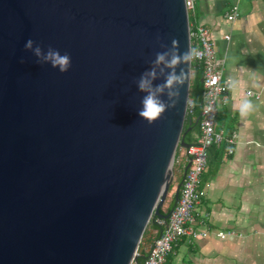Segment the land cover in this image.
Listing matches in <instances>:
<instances>
[{"label": "water", "instance_id": "obj_1", "mask_svg": "<svg viewBox=\"0 0 264 264\" xmlns=\"http://www.w3.org/2000/svg\"><path fill=\"white\" fill-rule=\"evenodd\" d=\"M189 49L184 0H0V264H130L190 147ZM149 93L167 106L152 124Z\"/></svg>", "mask_w": 264, "mask_h": 264}, {"label": "crops", "instance_id": "obj_2", "mask_svg": "<svg viewBox=\"0 0 264 264\" xmlns=\"http://www.w3.org/2000/svg\"><path fill=\"white\" fill-rule=\"evenodd\" d=\"M231 5L232 0H197L188 15L191 27L210 31L224 78L233 85L217 107L215 128L236 139L231 155L225 145L216 147L222 150L219 166L211 172L208 163L201 176L203 197L192 228L207 235L177 240L167 264H264V0H240L239 16L228 21ZM242 100L254 106L245 116L239 111ZM210 158L214 161V153ZM177 159L178 167L186 165L184 148ZM219 232L232 235L220 239Z\"/></svg>", "mask_w": 264, "mask_h": 264}, {"label": "built area", "instance_id": "obj_3", "mask_svg": "<svg viewBox=\"0 0 264 264\" xmlns=\"http://www.w3.org/2000/svg\"><path fill=\"white\" fill-rule=\"evenodd\" d=\"M197 0H184L187 13L194 9ZM239 1L232 0V5L226 19L233 21L239 16ZM190 49H195L190 57V65L196 63L202 69V105L200 110V135L193 145L185 149L186 164L190 166L185 172L184 180L179 190L178 200L171 209L168 219L155 218V224L161 228L158 237L141 262L136 257L130 264H167L166 258L171 253L173 244L184 236L202 238L207 235L206 231L197 232L192 228L195 222L194 213L200 204L203 193L200 190V180L207 170L209 150L212 147L226 146L228 155L233 153L236 135H226L223 131L215 128L217 118V107L220 102L228 98L233 85L229 79H225L221 61L215 56V47L210 31L201 26L191 27L189 25ZM252 97L251 91L246 92ZM258 99V97H256ZM193 106L187 104L186 114H191ZM174 163L177 161L174 160ZM232 233L219 232L216 234L220 239Z\"/></svg>", "mask_w": 264, "mask_h": 264}, {"label": "trees", "instance_id": "obj_4", "mask_svg": "<svg viewBox=\"0 0 264 264\" xmlns=\"http://www.w3.org/2000/svg\"><path fill=\"white\" fill-rule=\"evenodd\" d=\"M190 24V22H189ZM202 69L199 65L196 63H192L191 65V79H190V86H189V94H188V103L193 106V111L191 114L187 113L186 114V119L184 122L183 130H182V136L183 140L185 143L193 145L196 140L198 139L200 135V110H201V105H202ZM189 129V130H188ZM195 136L197 137L195 140ZM182 150L181 147H178L175 153V161L178 163L177 155L178 152ZM214 153V161H212V158H210V154ZM222 150L216 147H212L209 150V155H208V163L212 164L213 166L211 167V172H215L217 167L219 166L221 160H222ZM174 163L173 165V171L176 169L178 174L181 175L180 178L182 177L183 169L185 167V164H183V167H178ZM207 163V164H208ZM181 180V179H180ZM172 186V185H171ZM171 190V187L169 189V192ZM169 194V193H168ZM175 201L174 198L168 203V207L166 210L162 207L160 209V213L164 214L167 212H170V210L174 207ZM155 218L156 217H151L149 223L147 224L141 241L139 243V247L137 250L138 257L136 258V261L141 263L142 261L140 260V256L143 255L142 251L144 248L150 245V248L152 246L153 241L158 237L161 228L155 224ZM154 234V235H153ZM154 236V239L152 241V237ZM149 248V250H150ZM149 252V251H148Z\"/></svg>", "mask_w": 264, "mask_h": 264}, {"label": "clouds", "instance_id": "obj_5", "mask_svg": "<svg viewBox=\"0 0 264 264\" xmlns=\"http://www.w3.org/2000/svg\"><path fill=\"white\" fill-rule=\"evenodd\" d=\"M33 46V41L29 40L27 41L26 47L31 49ZM193 51L195 49H189L188 51L184 52L183 59H188L192 56ZM35 54L37 56L41 55V50L39 47L35 49ZM45 60L50 61L54 67L58 66L59 70L61 72H67L71 68V57L68 53H65L63 55L60 54L59 51L49 49L47 55L44 57ZM181 57H178L176 55H173L169 66H174L180 61ZM165 55L164 54H158L157 55V63L164 62ZM147 75H154V73H149ZM180 77H177L175 73H172L169 75L166 84L161 87H171L174 82L178 81ZM149 82L145 80L144 78H141L139 87L143 90L145 89L146 85ZM160 89L158 88L157 91ZM166 105L162 103L160 100H158L154 93H149L145 98L143 99V107L142 110L139 112V116L143 118L145 121H147L149 124H152L154 122H157L161 119L162 115L165 112ZM253 104L249 100H242L239 106V111L242 116L247 115L253 110Z\"/></svg>", "mask_w": 264, "mask_h": 264}, {"label": "rangeland", "instance_id": "obj_6", "mask_svg": "<svg viewBox=\"0 0 264 264\" xmlns=\"http://www.w3.org/2000/svg\"><path fill=\"white\" fill-rule=\"evenodd\" d=\"M191 79V78H190ZM180 176L177 172V170L175 169L173 171V183H172V186H171V190L165 200V203L163 205V208L164 210H166L167 206H168V203L174 198V193H175V190H176V186L179 184L180 182Z\"/></svg>", "mask_w": 264, "mask_h": 264}, {"label": "bare ground", "instance_id": "obj_7", "mask_svg": "<svg viewBox=\"0 0 264 264\" xmlns=\"http://www.w3.org/2000/svg\"><path fill=\"white\" fill-rule=\"evenodd\" d=\"M186 166V165H185Z\"/></svg>", "mask_w": 264, "mask_h": 264}]
</instances>
